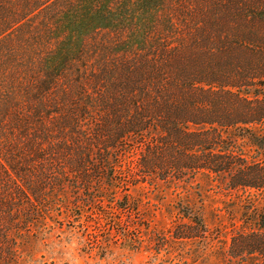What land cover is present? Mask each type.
<instances>
[{
	"label": "trees",
	"instance_id": "trees-1",
	"mask_svg": "<svg viewBox=\"0 0 264 264\" xmlns=\"http://www.w3.org/2000/svg\"><path fill=\"white\" fill-rule=\"evenodd\" d=\"M197 176L264 193V0H0V264L49 223L136 211L129 187ZM177 209L174 239L204 238ZM254 217L224 264H264Z\"/></svg>",
	"mask_w": 264,
	"mask_h": 264
},
{
	"label": "rangeland",
	"instance_id": "rangeland-1",
	"mask_svg": "<svg viewBox=\"0 0 264 264\" xmlns=\"http://www.w3.org/2000/svg\"><path fill=\"white\" fill-rule=\"evenodd\" d=\"M227 135L243 154L255 155L245 132ZM195 184H138L127 193L134 212L104 205L103 212L77 222L49 223V230L29 242L25 264H224L233 234L255 228L254 213L264 208V193L221 191L202 176ZM185 205L203 219L204 238L174 239L172 229L187 223L177 209Z\"/></svg>",
	"mask_w": 264,
	"mask_h": 264
}]
</instances>
